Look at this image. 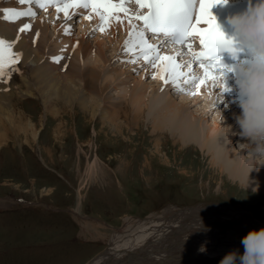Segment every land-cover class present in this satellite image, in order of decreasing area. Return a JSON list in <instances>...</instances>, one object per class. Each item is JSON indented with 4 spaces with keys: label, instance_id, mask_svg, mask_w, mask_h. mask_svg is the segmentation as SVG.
Returning <instances> with one entry per match:
<instances>
[{
    "label": "rangeland",
    "instance_id": "obj_1",
    "mask_svg": "<svg viewBox=\"0 0 264 264\" xmlns=\"http://www.w3.org/2000/svg\"><path fill=\"white\" fill-rule=\"evenodd\" d=\"M34 1L32 7L3 4L0 16H3L4 9L13 7L17 12L29 9L32 12L41 11L37 9L41 0ZM134 4L138 5L136 0ZM52 8L56 11L55 4H52V7H45L47 10L35 16L14 19L20 23L18 30L27 22L52 17L54 20L50 21L48 32L53 41L69 26L72 29L71 38H81L84 30L90 29L89 26L99 25L97 18L88 23L84 21L81 14H86V11L71 15L74 18L70 15L66 18L63 11L60 14L56 11L57 14ZM130 28L126 32H131ZM91 30L88 36H84L83 45H86L87 39L96 44L101 32L99 29L96 32ZM114 31L120 38L126 33L121 29ZM110 33L103 34L101 38L108 40ZM127 35L129 40V33ZM145 36L153 38L148 31ZM122 39H119V46ZM161 46L158 47L161 49ZM59 49L48 53V59L54 63L51 69L55 72L59 70L52 57L61 55L62 50ZM125 52L134 56L122 45L119 53ZM178 57V60L182 59ZM142 58L135 57V63L130 62L133 59H118L114 64L121 62L118 68L120 80L127 77L126 81L133 86L147 84L153 94L161 80L153 79L157 69L148 62H142ZM24 66L19 59L5 82L20 84L21 74L25 72L33 76L35 71ZM202 71L198 74L203 79ZM124 84L120 82L117 87H111L109 93L113 98L122 94L119 89ZM215 84L216 81L214 87L217 89ZM184 85L192 89L190 93H184L188 100L193 93L203 96L200 93L202 84H198L197 92L193 89L194 85L188 87L183 79L179 81V87L170 86V94L179 97V89L187 90ZM35 94L34 97L20 94L12 100L16 115L9 113L8 130L5 133L0 130V264H87L107 251L111 237L124 226L127 218L143 220L149 215L160 214L169 205L181 208L198 203L229 204L234 208L229 213L242 214V208L264 224V188L252 189L230 177L212 160V154L202 151L195 142L183 143L166 129L154 131L147 120L148 110L139 124L116 129L113 124L105 122L100 113L92 116L78 104L71 113L72 106L65 108L58 101L56 110L46 112V101L37 92ZM230 102L232 99L227 95L219 106L225 109ZM11 103L6 104L7 107ZM215 113L209 117L210 120ZM222 115L227 116V111ZM240 140V135L234 137V143L239 148L243 143ZM246 153L249 155L252 152L247 150ZM97 156L100 157L97 161L99 168H94L92 172L89 168ZM250 230L244 227L218 234L212 232L210 235L214 237L207 240L206 254L219 261L231 249L238 248L243 252L240 240ZM195 232L183 230L182 233L191 237ZM202 243L184 246L176 252H182L180 255L184 256L197 254ZM174 248L167 246L157 251L163 255Z\"/></svg>",
    "mask_w": 264,
    "mask_h": 264
},
{
    "label": "bare ground",
    "instance_id": "obj_2",
    "mask_svg": "<svg viewBox=\"0 0 264 264\" xmlns=\"http://www.w3.org/2000/svg\"><path fill=\"white\" fill-rule=\"evenodd\" d=\"M32 1L34 0H25V3H20L19 0H0V10L6 4H10L9 7L22 4L32 7ZM113 1L119 3L118 0ZM237 1L244 0H228V2ZM40 2H45L44 7H47L46 3H49L48 0H41ZM198 2L199 0H197ZM65 3H67L66 0H54L53 2L55 7L59 5L61 8H63ZM51 5L49 3L48 7ZM217 5L219 4H216L211 9V13ZM44 7H39V9L42 11ZM124 7L128 9L127 14L123 11L114 13V16H119L120 19L109 21V24L113 25H108L107 30L105 29L103 32L100 31L101 33L98 34L100 38L98 36L96 44L87 39L86 45H83L82 41L84 36L89 35L91 26H89L90 29L84 30L81 38H71L72 29L69 26L70 34L63 32L58 39H53L52 41L51 34L48 32V25L54 20L52 17H42L41 20L37 19L36 21L27 22V24L31 25V29L26 32H20L18 30L20 26L18 20L9 21L0 16V38L12 43V51L22 54L20 59L24 65L31 67L35 71L33 76L27 72L21 74L22 81L20 84L16 81L12 83L10 81L5 82L8 78L7 76L0 80V130L4 131V133L8 130L9 113L13 116L16 115V110L12 107L11 102L20 94L33 97L36 95L35 92L40 94L39 96L46 101V112L56 110L55 107L60 102L65 108L72 106L74 108L71 111L72 113L75 111V105L78 104L81 109L88 111L92 116L100 113L102 119L113 124L116 129H121L122 126L139 124L146 117V110H148L147 120L154 131L158 132L159 129H166L183 143L186 141L195 142L202 151L211 153L213 156L212 160L223 168L230 177L238 179L252 189L264 188V158L259 157L256 159L252 153L247 155L246 151H251L250 145L246 143L248 142L247 138L240 135V141H243L240 144L241 146L239 145L240 148L234 143V137H237L240 132L237 117L242 114V109L239 106L240 101L235 99V92H231V90L236 88V85L234 81H231L228 71H225L226 84L231 90L223 93V95L226 97L230 95L232 102L227 104L225 109L218 105L222 113L224 111L228 113L224 117L223 122H221L220 112L210 107V98L217 96L221 91L219 86L217 89L214 87V82L217 79L205 80L204 82L206 83L202 84L203 89H200V93H203V96L193 94L191 100L184 96V93H190V90H192L187 89L186 85H184L187 89L186 92L179 93L178 91L179 97H174L169 90L172 84L165 85L162 80L158 89H154L153 94H151L152 89L147 84L130 85L128 80L126 81L127 75L125 76L126 78L120 80L121 72L118 68L121 67V62L118 64H114V62L118 59L130 61V59L135 57L140 58L143 56L139 47L136 48L138 53L132 57L126 52L124 54L119 53L121 46H125V40H128L127 33H130V31H126L132 24L136 26L140 24L138 26L140 28L137 31H147L144 29L143 22L135 19L136 16H132L130 12V9L140 10L143 8L134 4V0L124 3ZM90 9L70 7L67 11L70 16L76 12L82 13V11H86L87 14V11H90V16H93V20L97 18L100 23L99 16ZM130 20L131 24L129 23ZM89 24L91 25V23ZM56 26H58L57 23ZM98 27V24L95 27L93 26L91 32L97 31ZM114 28L126 32L122 36L123 39L115 34ZM105 32L110 33L107 35L108 40L101 38L103 34H106ZM119 39H122L120 46ZM145 39H147L146 36ZM147 41L152 45H158L156 39H147ZM67 42L69 43L67 44ZM116 43L118 45L114 46ZM64 44L65 47L63 46ZM58 47L61 48L59 50H62L61 55L55 53L58 57H52L57 58L55 63L59 71L55 72L51 69V65L54 63L48 59V53L56 52L55 50ZM161 49L164 50L160 51ZM161 49L159 48L161 55L182 53L180 55L182 59L178 60L179 57H177L178 62L181 64H186L192 60L188 52L179 47L164 44ZM109 50L111 52L114 51L108 53ZM123 55L129 57L125 58ZM194 66H198V64L194 63ZM182 70L184 72L188 71L187 68ZM201 70L198 66L197 71L200 73ZM61 71L65 73H61ZM193 71H196V67L193 68ZM8 74H10V71ZM214 75L217 74L214 72ZM207 81H209L208 84ZM120 82L125 83L119 89L122 90V94L120 95L118 92L119 97L113 98L109 90H111V87H117ZM187 85L188 87L192 86L191 84ZM24 89L26 90L24 91ZM218 89H220L219 92ZM8 103H11L10 107H7L6 104ZM215 111L214 118L210 120L209 117ZM240 111L241 113H239ZM98 156L97 159L94 158L95 160L89 168L92 172H94V168L98 167L99 162L97 163V161L100 158ZM223 208L212 204L206 208L202 207L196 210L200 213L201 218H196L195 214H193L195 209L188 210L180 208V206L178 208L169 205L160 214L154 212L155 214L149 215L143 220L127 218L124 226L118 229V232L111 237L107 251L94 258V264H218V261L209 254L194 253L184 256L180 255L182 252L178 254L176 251L193 243L199 244L203 241L211 240L214 237L210 235L212 232L213 234H218L232 229L240 230L244 227L251 230H259L264 227L263 223L254 219L245 209L242 210V214L238 212V214L233 215L234 213L231 214L229 212L234 208L225 207L224 210ZM205 227L211 229V231L202 232L201 230ZM183 230L196 231L197 233H192L191 237H187L182 233ZM182 235H184V238ZM167 246L175 248L163 255L157 251L158 248Z\"/></svg>",
    "mask_w": 264,
    "mask_h": 264
},
{
    "label": "snow or ice",
    "instance_id": "obj_3",
    "mask_svg": "<svg viewBox=\"0 0 264 264\" xmlns=\"http://www.w3.org/2000/svg\"><path fill=\"white\" fill-rule=\"evenodd\" d=\"M19 2L25 3V0H19ZM48 2L53 3L54 0H48ZM221 2L222 0H199L197 12V0H136L140 8H146L148 11L144 15H137L135 19L142 21L144 29L148 32L156 36L162 35L165 38L163 43L171 42L186 46L188 54L192 57V60L188 61L187 64H181L177 60V57L182 53L161 55L159 47L148 43L145 39V31H137L134 24L131 25L130 39L125 41V50L131 53L139 47L143 59L158 70L153 79L158 78L165 85L171 83L179 87V81L183 79L185 84L198 86L207 79H217L218 76L214 75V72L223 76L225 70H233L222 63L220 53L228 51L233 57L236 55V49L233 47L234 42L221 31L215 16L211 13V9ZM44 6L43 3L40 4L41 8ZM70 7L91 8L100 18L102 26L99 31L101 32L105 31L104 24L112 19H120L119 16H114V13L123 11L127 14L128 12V9L124 7V0H120L119 3H114L113 0H72V3H65L63 8L57 5L56 11L58 13L63 11L65 17L68 18L67 9ZM33 15L35 13L31 9L26 12H17L14 9L3 10V18L9 21L22 16ZM86 18L90 19V17ZM129 23L131 24V20ZM201 24L207 25V27L201 29L198 27ZM30 29V24H24L19 31L26 32ZM65 34H70V29H65ZM194 36L199 37L201 50L198 52L193 51L192 45L189 43V38ZM12 47V43L0 38V80L8 75L12 66L17 64L22 55L14 53ZM53 59L56 60L57 58ZM130 62L135 63L136 59ZM194 63L203 70V79L191 75ZM185 67L188 69L187 72L182 70ZM227 90L225 88V91Z\"/></svg>",
    "mask_w": 264,
    "mask_h": 264
},
{
    "label": "clouds",
    "instance_id": "obj_4",
    "mask_svg": "<svg viewBox=\"0 0 264 264\" xmlns=\"http://www.w3.org/2000/svg\"><path fill=\"white\" fill-rule=\"evenodd\" d=\"M227 2L228 0H222L221 3ZM215 19L225 33L216 17ZM227 23L233 30V37L230 39L234 42L236 52L246 48L249 53L246 62L241 61L235 65L236 89L242 109V114L237 117L240 128L238 134L247 138L253 157L264 158V0H256L254 5L249 3L244 12L229 15ZM216 83L221 91L211 98L210 107L220 112L223 122L224 117L218 105L224 102L223 93L231 89L227 87L225 74L218 75ZM225 88L228 90L225 91ZM201 231L207 233L211 229L205 227ZM240 243L243 252L238 248L231 249L218 264H264V227L250 230L241 238ZM206 244L207 241L202 243L197 252L206 254Z\"/></svg>",
    "mask_w": 264,
    "mask_h": 264
},
{
    "label": "water",
    "instance_id": "obj_5",
    "mask_svg": "<svg viewBox=\"0 0 264 264\" xmlns=\"http://www.w3.org/2000/svg\"><path fill=\"white\" fill-rule=\"evenodd\" d=\"M204 205H206V207H208L209 205H211V204H209V203H198V204H196V205H193V206H184V207H181V208H186V209H188V210H192V209H195L194 210V212H193V214H195L194 216H196V218L198 217V218H201V215H200V213L199 212H197L196 210H198V209H201L202 207L203 208H206ZM212 205H216V204H212ZM217 206H221V207H232L231 205H229V204H224V205H217ZM200 207V208H199ZM241 210H243L242 208H240ZM104 252V251H103ZM94 262H95V260H94V258H92L87 264H94Z\"/></svg>",
    "mask_w": 264,
    "mask_h": 264
}]
</instances>
